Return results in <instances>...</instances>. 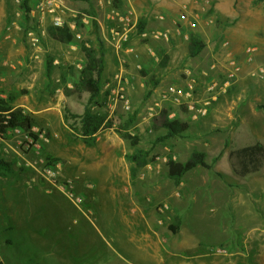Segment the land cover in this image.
Masks as SVG:
<instances>
[{"label": "rangeland", "instance_id": "1", "mask_svg": "<svg viewBox=\"0 0 264 264\" xmlns=\"http://www.w3.org/2000/svg\"><path fill=\"white\" fill-rule=\"evenodd\" d=\"M23 1L0 0V99L24 109L38 121L34 129L50 135L37 155L30 141L14 129L3 134L0 158L12 163L14 174H0L4 183L0 189L1 263L259 264L257 253L264 241V164L260 171L241 176L230 153L264 144V77L258 72L264 65V1L233 0L238 9L235 18L214 17L213 24H206L208 35L218 33L221 45L233 39L223 33L228 28L237 39L228 46L237 50L235 55L215 51L217 58L210 48L192 56L193 34L186 46L172 38L154 37L159 31L152 32L145 17L139 18L137 31L117 48L118 37L114 39L110 32L114 23L108 14L114 8L128 11L123 7L125 0H112V5L100 0H63L71 10L65 16L69 23L65 26L74 33L70 43L49 33L53 22L48 13L39 12L38 0H29L30 12L23 8ZM210 13L204 11V18ZM84 42L105 54L100 103L105 99L106 105H91V109L106 113L113 124L101 129L94 146L80 135V117L90 96L76 86L86 62ZM218 61L226 65L212 69ZM231 70L236 72L234 77L229 76ZM118 76L125 83L128 104L117 94ZM191 81L196 85L194 110L167 96L169 85L186 87ZM211 83H215L212 88ZM207 101L211 103L206 114L199 113ZM164 115L187 123L188 129L164 138ZM127 135L138 139L137 146ZM137 149L147 154L146 162L132 177L136 164L127 157ZM195 152H204L213 167L199 166L177 184L169 175V161L184 163ZM49 153L58 161H50ZM51 165L56 181H74L83 199L79 206L41 175ZM21 173L28 181L53 186L52 248L49 241L38 244L39 236L28 227L5 228L9 219L2 218L1 212L17 209L18 194L12 184ZM96 181H106L105 186ZM92 183L105 195L87 197L77 190L93 189ZM114 187L120 189L115 197L108 195ZM176 215L182 223L174 234L170 225ZM9 235L12 242L7 240ZM220 248L227 253H219Z\"/></svg>", "mask_w": 264, "mask_h": 264}, {"label": "crops", "instance_id": "2", "mask_svg": "<svg viewBox=\"0 0 264 264\" xmlns=\"http://www.w3.org/2000/svg\"><path fill=\"white\" fill-rule=\"evenodd\" d=\"M206 2L203 0H125L123 7L128 11L135 12L138 19L145 17L148 27L152 32L159 31L168 33L169 38H172L174 43L177 42L186 46V44L190 42L185 38L186 35L193 34L198 36L205 44V47L198 55L202 54L209 48L212 51V56L215 58H217V55L215 54L217 52L215 51H218V53L219 51H222L227 56L235 55L237 52L236 49L228 47L229 45H226V42L221 45L219 43L220 39L218 33L214 37H210L205 27L206 24L214 23V17L221 21L235 18L238 15V9H235L233 3H231L233 0H210ZM204 11H211L209 18H204ZM185 12L188 17L187 19H182L181 15ZM109 16L110 15L108 14V17ZM177 22L178 25L176 24ZM223 33H229L230 36H233V39L227 40L230 41V43L232 41H237L233 35L234 32L232 29L228 28V30H225ZM149 50L155 53L152 47H150ZM222 65H226V63H223L222 61H218V63L214 62V64L211 65V68L213 69L217 66L219 69ZM215 83H211L212 85H210V87L214 86ZM99 134L100 132L98 135ZM98 135L97 143L99 139ZM13 174L14 170L12 173L2 176L8 177ZM21 176L22 177L18 178V181L12 184L15 189L14 192L18 194L17 209L1 212L2 218L9 219V225H5V228L10 231L11 229H19V227L23 226L28 227V230L32 234L37 233L36 235L39 236L37 237L38 244L48 245L47 242L49 241L51 243L50 248H52L53 186L49 184L47 185L43 181H28L29 177L26 175L24 176L23 173H21ZM104 182L106 181H96L95 184L105 186ZM2 186H4V183L0 181V189H2ZM91 186H93V189L77 187V190L87 197L97 194L98 196H101L106 192H104V190H98L94 183H92ZM119 191V187H114L110 189L108 195H113V197H115L120 193ZM54 197H57V195H54ZM45 207H49V209L44 210ZM7 240L12 242L10 235ZM260 244V252L257 253L259 255L257 259L259 264H264V241H260Z\"/></svg>", "mask_w": 264, "mask_h": 264}, {"label": "trees", "instance_id": "3", "mask_svg": "<svg viewBox=\"0 0 264 264\" xmlns=\"http://www.w3.org/2000/svg\"><path fill=\"white\" fill-rule=\"evenodd\" d=\"M264 1V0H261ZM23 8L26 12H30L29 0L23 1ZM139 25V30L142 32L144 27ZM49 33L57 40L65 43H70L74 39L73 31L68 27L50 26ZM205 47L204 42L196 35H192L190 42V52L192 56L198 55ZM82 49L86 55V62L81 71V78L79 86L89 93L88 106L81 118L80 135L89 146L97 144V135L103 127H113L112 122L107 120V114L99 111H92L91 105H106V100L100 103L103 91V76L105 70V54L98 52L94 47L88 46L86 42L83 43ZM50 66L48 70L50 72ZM13 99V98H12ZM163 127L167 129V134L164 138H172L181 135L188 129V124L180 120H171L164 115L162 120ZM38 125V121L27 114L22 108H14L9 101L0 99V133L6 134L9 129L21 128L25 132H29L31 136L38 139V134L33 130ZM43 131V129H40ZM47 132V131H46ZM49 137V133H46ZM133 140V145L137 146V138L127 135ZM231 156L236 160V170L241 176H247L261 170L264 164V144L257 142L255 144L247 145L231 151ZM147 154L142 149H137L132 155H128V159L136 165L132 166V177L137 175L138 168L143 166L146 162ZM220 157H216V162ZM50 161H58L51 153L48 154ZM205 167L211 169L213 167L206 159L204 152H195L186 162H178L170 160L168 163L169 175L177 184L181 183L182 178L191 170L197 167ZM12 163L0 158V174L6 175L13 172ZM182 223L180 215L174 217V224L170 225V229L174 234L178 233ZM3 264V263H0Z\"/></svg>", "mask_w": 264, "mask_h": 264}, {"label": "built area", "instance_id": "4", "mask_svg": "<svg viewBox=\"0 0 264 264\" xmlns=\"http://www.w3.org/2000/svg\"><path fill=\"white\" fill-rule=\"evenodd\" d=\"M108 2L112 5V0H100V3L102 2ZM37 9L39 12L45 14L48 13L52 19L53 25L58 27H63L65 24H69L66 21V14L68 11H71L70 8L65 4V1L63 0H38L37 3ZM109 18L114 22V25L111 27L110 32L114 39L118 37V40L116 42V47H121V41L122 39L126 40L129 37V34L133 31H137V27L139 24V19L136 16L135 12L133 11H126V12H120L116 8H114L110 14ZM187 13H182L181 18L187 19ZM178 25V22L176 23ZM72 28L75 27L74 24L71 25ZM146 35V34H145ZM80 36V35H78ZM154 37L156 38H166L169 39V34L164 32H157L155 33ZM186 39H190V35L185 36ZM230 41H226V45H229ZM232 65H235V62L232 63ZM258 72L261 77H264V65L260 66L258 69ZM236 72L234 70H231L229 76L234 77ZM117 94L124 99V101H127L126 99L127 95L125 92V83L123 81V78L118 76L117 77ZM214 87V86H212ZM211 87V88H212ZM195 89L196 85L194 82H189L187 86L181 87L178 85H169L167 96H172L173 100L177 104H184L187 103L188 106L194 110L195 109ZM211 102L207 101L205 103L204 107L199 108L197 111L201 114H206L208 106ZM128 107V105H127ZM38 134V139H35L29 132L23 131L21 128H15L14 132L18 135L24 136L30 141V146L32 147V150L35 154L40 155L42 153L43 144L49 141V137L47 136L46 131H40L37 129H33ZM3 134L0 133V143L4 141ZM41 175L50 181L51 183H54V185L75 205L79 206L82 203V196L77 193L75 183L72 179H69L66 182H59L55 179V169H53V165L48 166L43 171H41ZM53 178L55 181H53ZM219 253H227V249L220 248L218 250ZM1 263V260H0Z\"/></svg>", "mask_w": 264, "mask_h": 264}]
</instances>
